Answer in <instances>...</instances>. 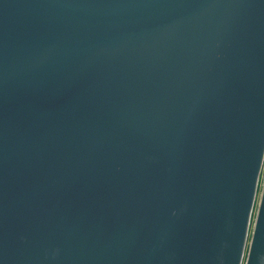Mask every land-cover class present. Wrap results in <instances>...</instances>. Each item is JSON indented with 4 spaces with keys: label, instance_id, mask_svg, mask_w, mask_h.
<instances>
[{
    "label": "water",
    "instance_id": "1",
    "mask_svg": "<svg viewBox=\"0 0 264 264\" xmlns=\"http://www.w3.org/2000/svg\"><path fill=\"white\" fill-rule=\"evenodd\" d=\"M263 161L264 0H0V264H264Z\"/></svg>",
    "mask_w": 264,
    "mask_h": 264
},
{
    "label": "rangeland",
    "instance_id": "2",
    "mask_svg": "<svg viewBox=\"0 0 264 264\" xmlns=\"http://www.w3.org/2000/svg\"><path fill=\"white\" fill-rule=\"evenodd\" d=\"M263 182H264V161H263V165H262V169H261V173H260V177H259L256 199H255V202H254L253 212H252V216H251L250 228H249L247 244H246V252H247V249H248V244H249L251 233H252V229H253V224H254L257 208H258V203H259V198H260ZM246 252H245V256H246Z\"/></svg>",
    "mask_w": 264,
    "mask_h": 264
}]
</instances>
